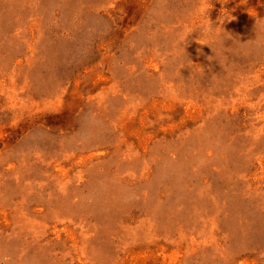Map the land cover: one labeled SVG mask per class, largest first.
Returning <instances> with one entry per match:
<instances>
[{"label": "rangeland", "instance_id": "obj_1", "mask_svg": "<svg viewBox=\"0 0 264 264\" xmlns=\"http://www.w3.org/2000/svg\"><path fill=\"white\" fill-rule=\"evenodd\" d=\"M0 264H264V0H0Z\"/></svg>", "mask_w": 264, "mask_h": 264}]
</instances>
